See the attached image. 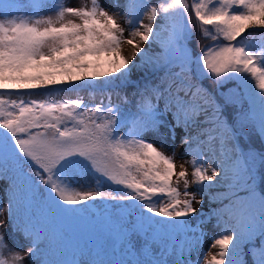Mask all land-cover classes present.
<instances>
[{"label":"snow or ice","instance_id":"6c2138e0","mask_svg":"<svg viewBox=\"0 0 264 264\" xmlns=\"http://www.w3.org/2000/svg\"><path fill=\"white\" fill-rule=\"evenodd\" d=\"M192 13L213 42L199 50ZM122 15L0 0V264H264V0ZM84 88L100 101L49 99Z\"/></svg>","mask_w":264,"mask_h":264},{"label":"rangeland","instance_id":"374dc122","mask_svg":"<svg viewBox=\"0 0 264 264\" xmlns=\"http://www.w3.org/2000/svg\"><path fill=\"white\" fill-rule=\"evenodd\" d=\"M62 2L65 4V6H69V7H81L83 5H87V6H91V0H62ZM100 2L102 3V5L106 8V10H108L110 13H114L117 16V20L118 22L121 23L122 26L126 27L125 24V18L122 15L123 9L125 4L127 3V0H119L120 3V9H114L112 7V0H100ZM192 0L189 1V3H191ZM71 19H75L74 17H69ZM159 22V20L157 21ZM196 23V18L194 13H192V24ZM252 31V30H249ZM125 35L127 36V32L125 33ZM194 37V36H193ZM162 39L166 38V34H162ZM198 39V38H196ZM255 43L259 44L260 41L259 39L255 41ZM203 44H200V42L198 41H194V39H192V47L199 50L200 47H203ZM126 47V50H125ZM123 51L124 53L127 55L130 53L131 51V46L128 45L127 43L122 45ZM211 84H214L211 81ZM236 82L235 81H230L229 83H227L224 88L228 89V88H232L235 87ZM77 96L83 97L85 99L86 102L89 103H97L100 101V94L98 92H93L91 89L88 88H84V89H78L76 91H65L62 92L60 94V96H56L55 94H53L49 99L55 101L57 99H68V98H75ZM30 98H40L43 99L44 96L43 95H33L31 97L29 96H25V99H30ZM113 102H116V97L115 95H113ZM150 139H153L156 141V146L159 147L160 146V139L161 138H157V137H149ZM171 141L166 140V144H165V148L161 149L163 151H165V153L167 155H172L171 149L169 147H167L168 144H170ZM177 144H179V140L176 141ZM189 160V157L184 156L183 155V149L182 148H178L177 149V154L174 157V163L176 165V170L177 172L181 170V165H183L185 168L188 169L189 172V179H191V165L187 162ZM180 190L183 191V184L181 182L180 184ZM190 190H195V186H190ZM197 198H199V196H197ZM6 203V201H5ZM208 200L207 197H205V203L203 206L198 205V204H194V207H197L198 209L203 207L204 209L208 208ZM218 229H212L211 226H209V234L208 236L205 237L204 239V243H203V256H206L207 259H211V254L213 253H217L219 251L218 247H212V236L218 232ZM7 240H8V244L11 245L14 249L17 248L19 245H22L25 243V241L23 240L22 237H19L18 235L13 236V235H8L7 236ZM5 255L7 256L8 253L6 252Z\"/></svg>","mask_w":264,"mask_h":264},{"label":"trees","instance_id":"16d2710c","mask_svg":"<svg viewBox=\"0 0 264 264\" xmlns=\"http://www.w3.org/2000/svg\"><path fill=\"white\" fill-rule=\"evenodd\" d=\"M154 2H155V0H154ZM193 33H194L193 34L194 41H198V42H200V44H203L204 43L203 46H206V45H209V44L213 43L210 39H205V38L202 37V35L200 33V29L197 26V21H196V23H193ZM249 33H251V32L250 31L249 32H246L244 35L245 36H249ZM196 38H198V39H196ZM155 47L157 48V50H159V46L158 45H156ZM204 84L206 86H209L212 89L215 88V85L214 84H211V81L210 80H205L204 81ZM249 262H251V258L250 257H249Z\"/></svg>","mask_w":264,"mask_h":264},{"label":"bare ground","instance_id":"6f19581e","mask_svg":"<svg viewBox=\"0 0 264 264\" xmlns=\"http://www.w3.org/2000/svg\"><path fill=\"white\" fill-rule=\"evenodd\" d=\"M125 50H126V47H125Z\"/></svg>","mask_w":264,"mask_h":264}]
</instances>
